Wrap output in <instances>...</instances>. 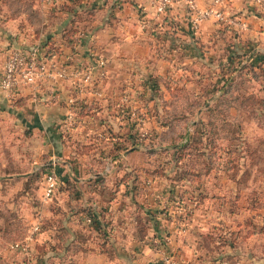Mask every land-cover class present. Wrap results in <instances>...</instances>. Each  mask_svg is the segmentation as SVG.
I'll use <instances>...</instances> for the list:
<instances>
[{"label":"rangeland","instance_id":"rangeland-1","mask_svg":"<svg viewBox=\"0 0 264 264\" xmlns=\"http://www.w3.org/2000/svg\"><path fill=\"white\" fill-rule=\"evenodd\" d=\"M63 3L71 9L70 14L59 6ZM1 4L7 8V13L18 17L24 11L30 33L35 35L34 42L29 45L37 47L38 53L47 61V52L58 47L57 36L67 34L68 42L71 36L82 39L88 32L103 34L101 30L107 22L111 24L110 17L113 16L102 0H62L59 3L0 0ZM213 35L216 37L213 46L205 50L210 52L208 57L196 61L198 65L194 70L197 73L166 78L159 75L155 80L150 78L149 90L124 93L121 100L126 105L122 114L129 120L118 126L113 118L108 128L111 135L123 133L121 140L112 143L133 151L120 160L119 164L127 169L119 175L112 172L110 164L114 148L94 155L89 152L95 147L93 138L77 140L67 136L63 140L66 146L62 155L64 160H71L76 152L74 157L83 158L87 166L99 162V180L103 179L100 188L107 189L108 193L113 184L108 186L105 182L114 183L134 165L138 166L143 182L150 178L154 180L156 199L147 198L142 202L151 210L152 215H147L151 226L160 227L163 232L148 236L154 251L161 254L151 261L153 264H181L179 261L183 260L189 264H264V64L259 63L264 58L257 57L263 53L253 54L255 51L250 45L246 46L239 39L237 43L236 31ZM203 50L200 49V53ZM97 54L93 53V61L87 66L96 65ZM82 65L86 66H74ZM104 78L105 74L102 77L94 74L89 86L96 81L102 84ZM70 83L76 94H69L68 98L81 99L76 84ZM57 98L55 96L51 101L56 100L59 104V94ZM75 104H68L70 111L73 112ZM76 106L75 112L80 113L83 108ZM92 110L89 115L96 116L100 124L106 115L102 117L97 108ZM85 111L90 113L87 110L83 113ZM50 113L52 116L54 112ZM44 137L24 134L14 142L12 149L0 144L3 153H13L14 173L7 183L0 184V228L8 231L9 237L24 239L34 223L40 220L41 227L46 230L57 227L52 216L59 213L60 208H57L55 197L44 199L43 188L44 166L47 163L52 166L51 152L58 146L55 139ZM77 141L82 144L80 152L75 145ZM38 164L39 168H34ZM25 173L28 179H23ZM126 198L132 210L135 193H126ZM67 205V213L87 209L84 202ZM83 215L84 221L91 218L88 213ZM156 217L158 219H154ZM92 222L91 218L90 225ZM6 223L12 226L4 228ZM168 227H173L179 239V247L173 251L167 244ZM52 242L47 246L48 253H53L50 250ZM8 247L0 234V264H10V260L17 264H36L32 250L26 255L7 254Z\"/></svg>","mask_w":264,"mask_h":264},{"label":"crops","instance_id":"crops-1","mask_svg":"<svg viewBox=\"0 0 264 264\" xmlns=\"http://www.w3.org/2000/svg\"><path fill=\"white\" fill-rule=\"evenodd\" d=\"M102 1L105 7H108L107 11L113 15L110 17L111 24L107 22L101 30L103 34L88 32L82 39L78 36H71L68 42H66V37L64 39L62 36H57L60 40L58 46L62 53L58 59L54 57L59 64H67L70 67L75 64H86L87 66L93 61V53H99L105 57L103 83L96 81L81 96V99L86 101H97L98 107L89 104L80 113L75 112L76 105L79 106L77 98L73 114L70 115L68 96L76 93L75 89H72L71 79L61 76L45 78L35 85L23 86L15 92L0 89V136L6 127L13 128L21 134L26 130H32L33 135L39 138L45 139V135L50 139H55L54 143L58 146L57 150H52L53 156L50 160H53L58 176L59 190H56L54 201L57 202L60 212L53 214L52 217L57 223L61 222V226L46 230L41 227V220L34 223L40 226L41 231L28 245L36 264H153L151 261L160 253L154 251L148 236L141 238V231L136 225L135 216L137 214L142 217L146 216L149 224L148 235L163 233L160 227L151 226V219H148L147 213L139 207V204L147 198L153 201L156 199L157 191L154 180L150 178L148 182H143L138 190L135 185L122 183L116 190L108 193L107 189H101L99 185H95V180L99 177L100 170L97 171V169L100 164L90 163L93 167L89 168L90 166L87 167L83 158L74 157L76 152L71 160H64L62 155L65 153L66 146L63 140L67 136L70 138L72 136L77 140L93 138L92 143L95 147L89 152L94 155L109 152L115 148L114 144L120 145L112 141L121 140L120 135L123 133L120 132L118 136L111 135L108 128L111 126L110 123H113V118L118 126L124 125L129 120L122 114L126 105L121 100L125 96L124 93L130 90L134 93L139 90H149L147 84L151 82L150 78L155 80L159 75L166 78L197 73L194 70L198 65L196 61H204L208 57L207 54L210 52L205 50L213 46L216 40L214 33L236 31L237 43L245 42L246 46L252 47L255 54L263 53L257 57L264 58V3L261 5L256 0H228L222 6H216L212 0H195V12H192L183 0L173 2L163 12L156 10L155 0ZM208 9H220L225 19L229 20H217L213 15H208L200 18L198 26L193 28L191 24L196 14ZM34 39L35 35L30 33L28 16L24 15V11L22 10L21 17H18L7 13V8L1 4L0 75L9 50L13 48L33 49L29 44L33 43ZM200 49L204 50L200 53ZM39 55L42 54L39 53ZM162 77H159L160 80ZM104 87L107 89L103 90ZM67 92L69 93L66 94ZM117 92L123 93L117 94ZM53 93L57 100L59 94V104L56 100L51 101L55 97ZM94 107L99 109L97 112L102 117L106 115L100 124L96 116L89 115ZM84 110L90 113L86 111L83 113ZM50 112H54L52 116ZM50 125L52 128H49ZM70 125L71 128L68 127ZM80 143L78 141L75 143L79 152L82 145ZM115 151L120 158L113 160L110 164L112 172L119 175L122 170L127 169L119 164L120 160L132 154L133 151L124 146ZM2 156V167H4L7 161L5 156ZM134 167L137 166L130 168ZM34 168H39V164ZM5 173L6 171L0 169V175ZM69 182L74 189L76 188L74 192L68 189L67 183ZM2 183L0 181V184ZM4 183H7V180ZM105 184L110 186L109 184L112 183L105 182ZM128 192L137 193L132 210L126 198ZM138 194L140 196H137ZM69 202L74 206L83 202L86 203V207L93 204L94 207L97 206L98 226L87 224L84 221L85 215L83 214H86L88 209L67 213ZM128 208L130 210L127 211ZM47 217L49 216H44V218ZM166 229V232L170 233L168 248L173 251L179 247L177 242L179 239L173 227ZM49 241H53L57 252L47 253L44 257L39 255L37 246L43 244L48 246ZM6 252L7 254L21 253L18 249H12L10 245ZM10 262V264H17L14 260ZM179 262L189 264L186 260Z\"/></svg>","mask_w":264,"mask_h":264},{"label":"built area","instance_id":"built-area-1","mask_svg":"<svg viewBox=\"0 0 264 264\" xmlns=\"http://www.w3.org/2000/svg\"><path fill=\"white\" fill-rule=\"evenodd\" d=\"M47 2H60L62 0H45ZM182 0H155L156 10L163 12L166 7L173 2ZM187 3L189 9L195 12L196 5L195 0H183ZM228 0H212L216 6H222ZM259 4H263L264 0H256ZM213 15L217 20H224L225 17L220 9H208L204 12H198L196 17L192 20V27L198 26L200 18ZM229 20V19H225ZM96 65L90 66H73L70 67L67 64H59L54 59L48 61L39 55L37 49L33 48L30 50L13 48L7 53V57L4 61L2 73L0 75V89L6 92H15V89L19 86L35 85L38 81L45 78H55L61 76L62 78H69L76 84V92L81 97L83 96L93 81L94 74L102 77L105 74L106 59L101 55L97 54ZM68 104L76 102L75 97L68 99ZM73 114L70 111V115ZM58 186V176L55 169L54 163L49 167L44 176V188L43 197L44 199H50L54 197L55 191ZM87 224L91 223V218H85ZM40 230L38 224H34L29 230L27 236L23 241L16 242L10 245L12 249H18L22 254H28L29 245L32 240L35 239L37 233Z\"/></svg>","mask_w":264,"mask_h":264},{"label":"trees","instance_id":"trees-1","mask_svg":"<svg viewBox=\"0 0 264 264\" xmlns=\"http://www.w3.org/2000/svg\"><path fill=\"white\" fill-rule=\"evenodd\" d=\"M70 1V0H69ZM68 3V2H67ZM65 4L63 3V4H59V6H63L62 7V9L64 10V12H66L67 14H70L71 13V9H69L67 6H64ZM67 36V34H65V35H63V37H64V39H65V37ZM63 39V40H64ZM65 41V40H64ZM61 50H60V46H58L56 49H52V50H50L49 52H47V59H53L54 57H56L57 59L60 57V55H61ZM255 53V52H254ZM253 53V54H254ZM259 63H261V64H264V61H262V62H259ZM78 103H79V107H82L83 109H84V107H87L89 104H93L95 107H98V102L97 101H95V100H92V101H86V100H84V99H79L78 100ZM96 103V104H95ZM97 105V106H96ZM94 107V108H95ZM24 134L25 135H27V136H30L31 134L33 135L34 134V132H32V130H26L23 134H21V133H17L16 131H14L13 130V128H10V127H6V128H4V130H3V133H2V136H0V144H4L7 148H10L11 149V147H13V144H14V142L15 141H17V140H19V139H21L22 137H24ZM130 136V135H129ZM70 141H71V139H70ZM1 146H3V145H1ZM70 148H71V146H70V144L68 145ZM123 145H116L115 146V150L117 149V148H121ZM114 149H112L111 150V153H113V159L112 160H115V159H119L120 158V156L117 154V153H114L113 151H114ZM2 155H4L5 156V159H6V163H5V166L4 167H2V164H3V156ZM12 155H13V153L12 152H9V153H7V151L5 152V153H3V151H2V149H0V169H2V170H4V171H6V173L4 174V175H7V177L6 178H1L0 177V181L1 182H3L4 183V181L5 180H9V179H11L10 178V175H11V173H14L12 170H13V168H12V159H11V157H12ZM107 155V154H106ZM95 160V159H94ZM14 163V162H13ZM94 164H96V163H99L98 161L97 162H93ZM45 165V164H44ZM43 165V166H44ZM49 167V164L47 163L45 166H44V170L46 171L47 170V168ZM87 167H89V166H87ZM93 166H90L89 168H92ZM138 167V166H137ZM137 167H134V168H132V169H130L128 172H124L123 174H122V176H119V178H117L116 180H115V182L114 183H112L113 185L111 186V188H109V190L111 191V192H113L114 190H116L118 187H119V185L120 184H127V183H130V184H132V185H135V187H136V189L138 190L139 188H140V185L143 183V180H142V177L140 176V172H138V169H137ZM15 170H16V168H15ZM25 177L23 178V179H28L29 178V176H28V174L27 173H25V174H23ZM99 185V186H102V184H103V179H101V180H99V177L95 180V185ZM67 186H68V189H70L71 191H75V189H74V186H72L71 184H70V182L69 183H67ZM59 190V187H57V191ZM135 194H137L136 192H134ZM94 203V202H93ZM179 203H181V202H179ZM136 206H138V205H136ZM181 206V205H180ZM139 207L142 209V210H144L145 211V213H147V215H149V214H151V210H149L148 208H145L142 204H139ZM95 207H94V204L92 205V206H88L87 207V209H88V211H87V213L91 216V218H92V224L94 225V226H98V222H97V219H96V217H97V214H96V211H95V209H94ZM136 209H138V207L136 208ZM149 211V212H148ZM76 212H80V211H76ZM152 215V214H151ZM135 222H136V225L137 226H139V229H140V231H141V238L143 239L144 237H147V236H150V237H153V236H156V234H152V235H148V233H147V227H148V222H147V220L145 219V218H143L140 214H137L136 216H135ZM11 223V222H10ZM55 224H56V226L57 227H60L61 226V222L59 223V221H58V223L56 222V220H55ZM8 226H12V224H8V223H6L5 224V226H3L4 228L5 227H8ZM39 231H41V229L39 230ZM8 231H6V230H4V229H1L0 228V234H2V237H3V240H4V242H6V243H8L9 245H11V244H13V243H16V242H20V241H23L24 239L23 238H21V237H16V238H12V237H9V235H8V233H7ZM23 239V240H22ZM48 249V247L46 246V245H39V246H37V250H38V253H39V255H42L43 257L45 256V254L47 255V250ZM50 250L51 251H53V253L54 252H57V251H55V246L53 245L51 248H50Z\"/></svg>","mask_w":264,"mask_h":264}]
</instances>
